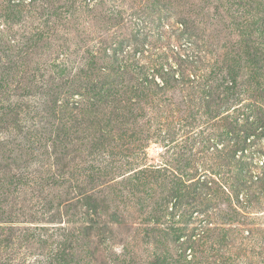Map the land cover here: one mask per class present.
<instances>
[{
    "label": "rangeland",
    "instance_id": "1",
    "mask_svg": "<svg viewBox=\"0 0 264 264\" xmlns=\"http://www.w3.org/2000/svg\"><path fill=\"white\" fill-rule=\"evenodd\" d=\"M0 264H264V0H0Z\"/></svg>",
    "mask_w": 264,
    "mask_h": 264
},
{
    "label": "trees",
    "instance_id": "2",
    "mask_svg": "<svg viewBox=\"0 0 264 264\" xmlns=\"http://www.w3.org/2000/svg\"><path fill=\"white\" fill-rule=\"evenodd\" d=\"M232 86L235 87V84L233 83ZM228 89H231V88L229 87V88H226L225 90H228ZM49 220H50L49 222H51L52 218H50Z\"/></svg>",
    "mask_w": 264,
    "mask_h": 264
}]
</instances>
